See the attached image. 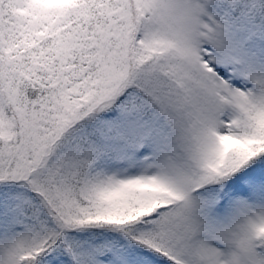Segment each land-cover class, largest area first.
<instances>
[{"label":"snow or ice","instance_id":"6c2138e0","mask_svg":"<svg viewBox=\"0 0 264 264\" xmlns=\"http://www.w3.org/2000/svg\"><path fill=\"white\" fill-rule=\"evenodd\" d=\"M0 264H264V0H0Z\"/></svg>","mask_w":264,"mask_h":264}]
</instances>
